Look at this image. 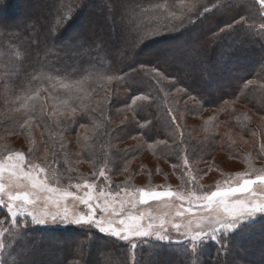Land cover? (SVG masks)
<instances>
[{
	"label": "trees",
	"instance_id": "trees-1",
	"mask_svg": "<svg viewBox=\"0 0 264 264\" xmlns=\"http://www.w3.org/2000/svg\"><path fill=\"white\" fill-rule=\"evenodd\" d=\"M103 1L48 0L42 6L43 0H37L39 5H31L21 15V0H0V51L10 60L4 66L9 73L0 68L2 146L8 137L28 133L24 127L27 120L41 122L45 129L49 128V103L56 102L64 94L71 104L66 110L67 134L72 136L78 130L87 131L80 139L82 144L85 138L84 149L78 150L79 158L89 163L86 158L91 154L94 166L108 160L111 175L122 174L130 159L148 149L152 156L173 165L180 162L186 145L189 159L200 164L210 162L217 150L228 154L226 144L215 143L225 133L221 127L214 140L208 133L218 123L227 122L236 132L247 129L264 138V88L261 87L264 85V40L256 32L248 31L246 26L236 25L220 31L242 16L237 10L226 9L227 3L218 8L206 5L208 12L203 8L199 14L185 12L182 26L179 21H169L157 11L156 16H160L163 23L153 26L145 19V14L149 17V13L143 10L150 1L166 2L168 10H175L179 15L180 5L192 4L194 0H112L126 6L122 16L119 15L124 19L120 24L116 19L109 20L103 9L99 15L103 22L107 17L110 24L98 32L93 28L98 22L92 24L90 20L97 18L98 5ZM15 17H18V25L8 24V20ZM74 26L79 29L70 38L69 32ZM251 42L261 49L262 57L255 65L247 63L250 65L247 68L244 62L255 54V49L248 47ZM169 44L170 47H166ZM147 47L157 48V51L149 55ZM230 51L237 53L232 55ZM250 80L254 84L245 87ZM64 84L71 85V90L61 87ZM139 95L149 99L133 105L132 101ZM23 104L35 107L26 109ZM137 105L145 107L141 109ZM250 115L261 118L260 123H253ZM104 134L106 144L100 145ZM61 135L64 134L57 133ZM251 140L254 142L256 138ZM234 147L236 155L243 154L241 146ZM71 150L63 149L52 155L50 163L63 162L69 170L75 157ZM96 155L100 160L97 164ZM63 175L65 179L74 177L71 170ZM0 219H8L2 210ZM249 226L231 234L227 240L264 234V221ZM34 233L61 242L74 239V245L69 246L71 251L63 249L61 264H91L95 253L100 258L106 255V264L118 261L129 264L128 246L95 232L81 233L73 228L72 231ZM90 234L91 240L87 238ZM81 237L87 242L80 246ZM262 238L261 241L253 238L244 245L243 253L247 254L245 248L251 250L252 260H237L241 257L237 254L231 262L228 253L225 256L216 253L214 257L216 245L207 249L208 253L198 259V264H264V235ZM14 241L16 235L12 244ZM100 244L105 245L101 247ZM152 245L153 242L136 252V264L149 261L152 264H190L188 255L173 246L157 244L159 246L153 248ZM256 249H261L257 255L253 252Z\"/></svg>",
	"mask_w": 264,
	"mask_h": 264
},
{
	"label": "rangeland",
	"instance_id": "rangeland-1",
	"mask_svg": "<svg viewBox=\"0 0 264 264\" xmlns=\"http://www.w3.org/2000/svg\"><path fill=\"white\" fill-rule=\"evenodd\" d=\"M104 3L99 4L98 11L96 12V19H91V23L94 24L95 22L98 24H95L96 26H93L94 29L98 30V32L102 31L105 28V25L109 23L112 19L117 20V23L120 24L124 18H119V15L123 12L124 5L116 3L112 0H104ZM48 0H43L42 6L47 4ZM226 4V9L231 10H237L239 14L245 17H249L250 11L249 6L251 7V11L255 13L251 16L250 19H248V23L244 26L246 28H249L248 31H253L257 33L258 36L261 37L262 40H264V30H261L260 24L264 23V18H261L260 14L256 12V9H259V4L256 3V0H203L202 4H198L197 8L198 11H203V5H212V8H218L221 7L223 4ZM40 3L37 2V0H21L20 2V14H24L29 10V7L32 5L35 7V5H39ZM149 6L143 10L147 11L146 13H149V17H147V14H145V19L151 21L153 26H156L157 23H163L162 20L159 19L160 16H156V12L158 11L159 5H167L166 2L163 3H153L150 1ZM103 9L106 11V15L108 18L104 17V22L102 15H99V12H102ZM31 11V8H30ZM160 12V11H159ZM19 17V16H18ZM18 17H15V19L8 20V24L10 25H18L19 20ZM111 17V18H110ZM157 21H153V19H156ZM160 21V22H159ZM5 22V21H4ZM2 22L3 24L7 22ZM106 22V23H105ZM125 22V20H124ZM110 24V23H109ZM83 26V25H82ZM79 28L74 26L71 31L69 32L70 35L68 37L74 36L75 33ZM75 31V32H74ZM244 34H249L248 32H244ZM185 37V35L183 36ZM182 37V38H183ZM185 40L184 38L182 41ZM184 42V41H183ZM228 42V41H226ZM232 43V42H229ZM165 44H168V41L165 42ZM228 44V43H227ZM171 44H169L166 47H170ZM237 45V44H235ZM234 45V47H236ZM233 47V48H234ZM249 48L255 49L254 57L249 56L248 60L244 62V64H252L255 65L256 60L258 62V59L262 57V51L261 49H258L257 45H255L253 42H251L248 45ZM157 48L154 47H147L146 53L149 55H152L155 53ZM160 50V49H158ZM237 52L230 51V54H234ZM244 57V56H243ZM247 57V56H246ZM254 60V62H253ZM8 62L10 60L5 56V54L0 51V68L3 69V71L8 72V70L4 69V66L8 65ZM262 64V63H261ZM250 65H247V68ZM228 71V68L225 70ZM9 73V72H8ZM66 94L62 95L61 98H59L56 102L50 104L49 107H51V114L48 122V127L45 129V125L41 122H36L35 120H27L24 124V127H26V134H23L21 136H11L5 139L4 144L5 146H2L0 144V155L5 154L9 149L12 151H20L26 154L27 159L34 160L35 163L38 164H48L50 169H54L57 173V180L62 188H67L69 191H76L74 187H70V185H75L76 183H82L84 180H90L89 178H92L95 176V180L91 181L94 182L97 185V190L104 188L108 189L110 187V190L115 193L120 191L121 188H127V189H146V190H157V191H179V192H188V191H195L198 194L207 193L210 191H215L216 186L218 184L224 186L225 180H229L231 183L235 184L236 180L239 179L237 174H243L245 172H252L257 173L260 170H264V153L261 152V146L264 145V138L260 135H255V133L248 131L247 129L243 131H234L229 127V124L226 123H218L211 132H208L209 134L213 135L210 136V139H213L217 136V129L220 128L223 130V136L220 137L223 138L222 140H218L215 143L218 144H226V151L229 152L228 154L223 153L222 151H216L213 158L210 162L200 164L198 162H192L188 155L186 154L187 145L184 151H182V156L180 159V162L177 165L169 164L167 161H165L163 158L154 157L151 155V153L148 150L141 151L136 157L130 159L126 165V168L122 172V174L116 173L111 175L107 165L109 164L107 161L104 163H100V165H93V157L91 154H88L86 159H89L90 162L87 163L82 158H79V151L84 149V140L83 143H80V139L84 137L83 135L86 134V130H78L75 135H68L69 133L68 128L66 126L67 123V117H66V110L68 109V106H71L70 101L65 99ZM249 114V112H248ZM251 121L253 123L259 124L261 121V118L259 119L258 116L250 115ZM180 122H183L180 119ZM193 123V122H191ZM43 125L44 127H40ZM69 127V126H68ZM40 128V130L38 129ZM80 128V127H79ZM216 128V129H215ZM53 133L54 136H53ZM57 133H61L64 135L57 136ZM215 135V136H214ZM244 135L247 137L245 139ZM260 137V138H259ZM251 138H256V140L253 142ZM214 140V139H213ZM100 145L106 144V136L102 137L100 139ZM3 141H1L2 143ZM128 144H132V141H127ZM214 141H212L213 143ZM81 144V145H80ZM241 146V151H243V154L236 155L234 152L236 151L234 148L235 145ZM140 146V145H138ZM251 146L255 149H251ZM32 149V152H29V150ZM63 149L71 150V152L75 153L74 161L72 162L71 168L68 170L69 166H65L62 162V164H52L50 163L52 159V155L54 156L56 153H59ZM74 150V151H73ZM72 153V154H73ZM89 153V152H88ZM190 155V154H189ZM98 155H96V160ZM101 157V156H100ZM102 158V157H101ZM108 158V157H107ZM185 160H187V165L185 166ZM103 161V159H102ZM61 162V161H59ZM100 160L96 161V164L99 163ZM92 165L94 166L92 169ZM109 166V165H108ZM175 166V167H174ZM103 168L106 173L107 179L100 177L98 175L100 169ZM70 170L73 172L74 177H71L70 179L64 176V173L70 172ZM96 170V172L94 171ZM93 172L96 173V175L93 174ZM51 174V172L49 173ZM116 175V176H115ZM194 178V179H193ZM119 186V187H118ZM78 194H82L78 193ZM121 197L125 195L124 192H120ZM69 209H73L74 202L69 199L67 201ZM76 207L75 211L78 213H86L87 208L79 204L78 202H75ZM167 204H172V208L166 207ZM183 204V208H188L189 205L187 201H181L176 199L175 197L168 199L163 198L161 200H150L147 204H137V208L134 211V214L144 213L145 214V221L144 223H147V217L150 215L155 218V223L159 224L161 219H166L168 223L166 224V227L168 228V231L171 236V243L169 242H156L154 238H152V242L154 243L153 248L156 246H159L157 244H163V245H169L173 246L176 250H179V252L183 254L188 255V261L190 264H195V262L198 261V259L203 256L204 258L206 252L208 253L209 248L212 246H216V250L214 251L216 257V253H220L222 256H225L227 253L229 255V261H233L237 254H239L240 259L237 260H243L248 259L252 260L251 250L248 248H245V251L247 254L243 253L244 245L249 243L251 239H258L262 240L263 235L259 233L258 235H255L253 237L251 236H245V237H237L234 240H227V238L234 233L226 234L221 237L219 241H207L205 246L202 248H198L196 253H192L191 250V244L188 242L186 237H181L177 234L175 229L171 227L172 223H187L189 219H192L193 217L190 214H186L183 218L176 217L175 212L180 205ZM129 209H131V205H127ZM0 210L4 211L6 214V208L0 206ZM193 212H199V210L195 207L192 209ZM7 215V214H6ZM99 217V212L97 213ZM7 221H5V227L8 229V231L5 233L3 237H0V242L4 244V248L0 249V264H61V253L63 249L65 248V251H71L72 248H69V246L74 245V239H63L62 242L59 241L57 238H49V237H43L41 236V233L36 235L34 232L43 231V230H56V231H65L70 230L72 231L73 228L80 230L81 233L88 232V233H97L101 234L103 236H106L107 238H112L116 240V242L121 243L125 246H128L130 249L129 251V264H132V261L130 259L131 256V248L130 243L136 244L138 247L135 249V256L136 252H141V250L144 249V246L149 244V241L143 238H136L133 237L131 241H120L116 238L105 235L103 233H100L95 228H90L88 226L80 227L76 225H69L66 223H61L59 220L56 222H52L49 218V222L44 225H36L32 224L29 217H17V226L13 227L10 223L11 217L8 216ZM260 221H264V218L258 217L255 220L249 221L245 224H243L240 228H238L235 232H240L243 230L246 226H253V224L258 223ZM26 225V227L24 226ZM249 226V227H250ZM183 231V229H181ZM19 233V234H18ZM16 235V241L12 244L11 240L13 236ZM262 236V237H261ZM256 237V238H255ZM261 237V238H259ZM89 240L93 239V236L90 234ZM260 240V241H261ZM11 244L13 245H10ZM26 242V244H25ZM78 245H82V243L85 244L87 242V239L81 237L80 240H78ZM83 244V246H85ZM105 244H100L101 247H104ZM221 245L226 246L225 248H222ZM250 245V244H248ZM80 248V247H79ZM109 248V247H107ZM228 248V249H227ZM208 249V250H207ZM259 251L261 249H258ZM257 249L253 250L255 255L259 252ZM222 252V253H221ZM243 253V254H242ZM96 257L91 260V264H106L108 262V259L106 258V255L100 258V255L98 253H95ZM14 256V257H13ZM7 257H11V259H7ZM13 257V258H12ZM55 258V259H54ZM174 262V259H173ZM241 262V261H239ZM117 264H122V262L118 261ZM170 263V262H169ZM215 263V262H214ZM226 262H223V264ZM176 264V262L174 263ZM227 264V263H226ZM230 264H236V263H230Z\"/></svg>",
	"mask_w": 264,
	"mask_h": 264
},
{
	"label": "snow or ice",
	"instance_id": "snow-or-ice-1",
	"mask_svg": "<svg viewBox=\"0 0 264 264\" xmlns=\"http://www.w3.org/2000/svg\"><path fill=\"white\" fill-rule=\"evenodd\" d=\"M202 3L203 0H194L189 5L181 4L179 15L175 10H168L167 5H159L158 11L165 19L179 21L182 26L185 12L199 14L197 5ZM256 3L260 6L256 12L264 18V0H256ZM203 9L204 12L209 11L206 5H203ZM249 11V17L241 16L239 19H234L220 31L225 32L236 25H246L248 19L255 14L250 6ZM260 28L264 30V23L260 24ZM252 84L254 81L250 80L245 87ZM61 87L71 90L72 86L64 84ZM261 87L264 88V85ZM29 99H35V97H29ZM148 99L146 95H139L132 103L136 105L137 101ZM22 106L26 109L35 107L28 104ZM137 107L143 109L145 105H137ZM72 112H75L74 108ZM32 151V149L29 150V152ZM261 152L264 153V145L261 146ZM186 165L187 160H185ZM98 175L107 179L103 168ZM237 176L239 179L235 184L225 180L224 186L218 184L215 191L203 194L195 191L185 193L172 190L127 188H121L120 191L113 193L110 187L97 190V185L88 180L70 185L76 191H69L67 188L60 187L57 173L54 169H50L48 164L35 163L34 160L27 159L25 153L9 149L5 154L0 155V206L6 208V214L11 217L10 223L13 227L17 226V217H29L31 223L36 225H44L50 218L52 222L59 220L69 225L95 228L100 233L120 241H131L133 237H136L146 239L149 244H152V238L156 242L171 243V236L166 227L168 221L161 219L160 223L156 224L155 218L149 215L145 224V214L142 212L134 214L133 210L137 208V204L175 197L182 202L187 201L189 205L188 208H183L181 204L175 216L183 218L186 214H190L193 218L187 223H172L171 227L179 236L187 238L192 246L190 251L196 253L198 248L204 247L207 241H219L222 236L235 233L243 224L258 217L264 218V170L257 173L245 172ZM121 191L125 193L123 197L120 195ZM81 192L82 194H78ZM69 199L74 202L71 210L67 204ZM75 202L84 205L87 212L75 211ZM127 205H131V209ZM166 207L172 208L173 205L167 204ZM193 207L199 212H193ZM7 231L5 220L0 219V237H3ZM137 247L136 244L130 243L132 264H136L135 249ZM221 247L226 246L221 245ZM3 248L4 244L0 242V249ZM148 264L152 262L149 261Z\"/></svg>",
	"mask_w": 264,
	"mask_h": 264
}]
</instances>
